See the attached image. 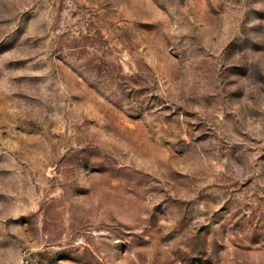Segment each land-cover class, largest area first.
<instances>
[{
	"label": "rangeland",
	"instance_id": "1",
	"mask_svg": "<svg viewBox=\"0 0 264 264\" xmlns=\"http://www.w3.org/2000/svg\"><path fill=\"white\" fill-rule=\"evenodd\" d=\"M0 264H264V0H0Z\"/></svg>",
	"mask_w": 264,
	"mask_h": 264
}]
</instances>
